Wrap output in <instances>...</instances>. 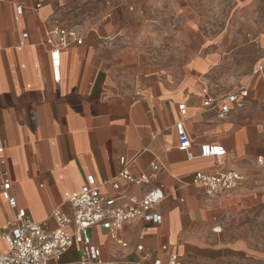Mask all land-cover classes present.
I'll use <instances>...</instances> for the list:
<instances>
[{
    "label": "crops",
    "instance_id": "obj_1",
    "mask_svg": "<svg viewBox=\"0 0 264 264\" xmlns=\"http://www.w3.org/2000/svg\"><path fill=\"white\" fill-rule=\"evenodd\" d=\"M61 4L62 0L0 1V256L7 250L2 232L14 218L2 197L4 175L18 207L37 223L49 220L48 229L55 231L51 213L60 209L71 217L68 201L90 188L89 179L104 194L115 193L110 183L125 158L137 177L151 175V165H159L149 185L121 180L119 184L125 195L137 198L162 186L166 199L156 209L162 222L137 219L125 226L119 234L125 248L107 231L91 227V244L101 251V263L93 264H140L147 254L149 263L167 264L164 246L177 252L182 264H218V259L257 264L244 256L245 243L226 241L219 235L221 229L215 231L219 215H232L256 195L255 185L264 183L258 164L264 162V126L257 115L243 113L249 97L243 107L233 105L224 121L202 106L204 88L213 99L230 94L215 90L208 77L219 55L195 58L182 72L158 70L130 49L138 40L121 22L127 19L126 11L109 15L115 18L110 23L77 28L61 21L56 13ZM56 27L75 29L82 39V45L72 44L62 52L59 82L54 80L46 44ZM254 73L263 75L264 59ZM182 104L188 109L185 127L193 158L179 150L175 124ZM204 144L226 149L220 166L213 158L200 157ZM199 172H236L243 180L232 191L208 196L193 182ZM84 260L82 247L75 244L61 263Z\"/></svg>",
    "mask_w": 264,
    "mask_h": 264
},
{
    "label": "rangeland",
    "instance_id": "obj_2",
    "mask_svg": "<svg viewBox=\"0 0 264 264\" xmlns=\"http://www.w3.org/2000/svg\"><path fill=\"white\" fill-rule=\"evenodd\" d=\"M119 9L138 40L130 49L158 70L182 72L195 58L218 54L208 71L213 88L222 94L248 89L243 113L257 115L264 126V73H254L264 59V0H62L56 13L66 25L83 28L114 21L108 16ZM258 164L264 176V162ZM255 189L232 215H219L215 228L226 241L245 243L244 256L264 264V183Z\"/></svg>",
    "mask_w": 264,
    "mask_h": 264
},
{
    "label": "built area",
    "instance_id": "obj_3",
    "mask_svg": "<svg viewBox=\"0 0 264 264\" xmlns=\"http://www.w3.org/2000/svg\"><path fill=\"white\" fill-rule=\"evenodd\" d=\"M1 1V0H0ZM41 5H37L39 9ZM23 8L18 7L22 13ZM46 44L50 46V58L54 80L60 81L61 54L72 44L82 45V39L75 29L54 28L48 33ZM202 106L207 111H215L218 120L224 121L231 114L232 106L243 107L249 97L248 90L241 88L221 99H213L209 90L202 91ZM181 119L175 124L176 134L179 142V150L189 155L192 148V140L186 130L185 120L188 109L185 104L178 106ZM3 148H0V154ZM227 155L226 149L221 145L204 144L200 147L201 158H213L217 165L222 164V159ZM121 171L117 179L110 184L115 192L113 195H106L100 186H94L92 179H89L90 188L78 196L72 197L70 204L73 215H65L60 209L51 213V219L55 221L57 229L50 231L49 220L37 223L25 209L18 207L17 201L10 195V183L4 175L2 197L8 206L14 211V218L6 225L2 232V241L6 244V252L0 256V264H62L64 254L75 244L82 247L85 260L82 264L101 263L100 249L92 246L88 231L91 227L98 226L108 232L112 241L120 242L123 248L127 247L119 239L120 232L125 226L130 225L137 219H144L153 224H161L162 218L156 213L157 207L166 199V193L162 186H158L147 192L143 197H128L122 191L119 181L129 185L143 186L151 184L159 171L158 164L151 165L152 174L134 176L130 173L126 159H120ZM243 180L242 175L236 172L217 173L214 175L199 172L194 177V184L202 187L208 196H216L235 189ZM73 227V232L68 228ZM219 229H215L218 231ZM142 250V248H140ZM168 252L167 264H182L179 254L162 248ZM150 262V255H145L140 264H161V262Z\"/></svg>",
    "mask_w": 264,
    "mask_h": 264
}]
</instances>
